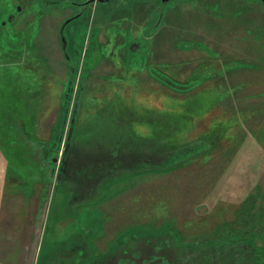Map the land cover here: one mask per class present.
<instances>
[{"label": "rangeland", "instance_id": "obj_1", "mask_svg": "<svg viewBox=\"0 0 264 264\" xmlns=\"http://www.w3.org/2000/svg\"><path fill=\"white\" fill-rule=\"evenodd\" d=\"M72 1L0 0V264H264V6Z\"/></svg>", "mask_w": 264, "mask_h": 264}, {"label": "crops", "instance_id": "obj_2", "mask_svg": "<svg viewBox=\"0 0 264 264\" xmlns=\"http://www.w3.org/2000/svg\"><path fill=\"white\" fill-rule=\"evenodd\" d=\"M68 11V9L66 10V12ZM64 19V18H63ZM63 19L61 20V21H63ZM60 24H61V22H60ZM59 24V25H60ZM60 34H62V32H61V29H60ZM61 48H62V51H60V44L58 43V45H57V50H58V52H59V57L56 59V62H55V67H57V65H56V63H59L60 61L63 63V61H64V59L61 57V55H62V53H63V51L65 50V45L63 46L62 44H61ZM62 56H64V54L62 55ZM52 61H53V59H52ZM67 63V62H66ZM54 66H49V68H52V71H50V74L48 75V78L50 77V79L48 80V83L49 82H51L52 81V78H53V72H55L56 74H58L61 78H64V76H65V71H64V68H67V64L66 65H64L62 68H63V72L62 73H58V70H57V68H55ZM60 78V79H61ZM38 96L36 97V101H34V97H32V100L30 101V103H29V110L28 111H26V112H23L22 113V115H23V120H24V122H23V120H21L20 118V120L23 122L22 123V131H24L22 134H23V136H26V137H29L30 139H31V137L30 136H33L34 135V137L36 138V139H38V137L37 136H39V135H37V134H39L40 133V129H38L37 130V127H38V125H39V123H38V118H40L38 115H39V111L38 110H36L35 112H37L36 114H37V117L36 118H33L32 119V122L29 124V121L31 120L30 119V117H33V114H32V112H30V110L33 108V104H37V103H39L38 102ZM18 102L16 101V104H17ZM44 113H46V112H44ZM20 117V116H19ZM0 118H1V116H0ZM28 129V131H30V136H29V132L26 130V128ZM1 129H2V131H3V133H6L7 132V127H6V130H5V128L1 125ZM36 130H37V132H36ZM6 131V132H5ZM37 133V134H36ZM4 136L6 137V138H10L9 136V134H4ZM4 136H1V137H4ZM32 140V139H31ZM7 146H9L10 147V149H11V151L12 152H16V151H18V150H20V149H18L15 145H7ZM22 151V150H21ZM17 157H18V155H17ZM33 166V165H32ZM31 166V167H32ZM40 182H43V179L42 178H40V180L37 182V184L36 185H38L39 186V183ZM37 191H38V189H37ZM31 192V191H30ZM23 196H22V199H21V197H18V196H14V198L12 197V201H14V200H17L18 198L19 199H21L20 201H22V200H24V197H26V195L25 194H22ZM7 201H11V199L9 200V198L7 199ZM11 201V202H12ZM11 202H6V205H5V211H6V214L5 215H7V214H13L14 212H16V210L18 209V208H20V207H18L16 204H13V203H11ZM30 205V204H29ZM37 213V212H36ZM4 215V216H5ZM7 218L9 219L8 220V222L10 223V224H13L14 222L11 220V216L10 215H8L7 216ZM31 221H32V219H31ZM27 230H26V233L25 234H23L22 236H18V238H15L16 240H18V241H20V240H22V241H26L28 244L27 245H21V248H26V249H29L31 246H29V245H31L32 244V241H33V236L31 235V237H29L28 238V236L30 235V228H26ZM36 232V231H35ZM4 238H5V234H4ZM6 240L8 239V240H11L12 242H15L16 240L14 239V236H7L6 238H5ZM31 242V243H30ZM14 248V246L12 245V247H11V249H13ZM29 254V253H28ZM27 258H29V257H27ZM19 262V261H18ZM18 264V263H17ZM23 264H28L27 262H24L23 261Z\"/></svg>", "mask_w": 264, "mask_h": 264}, {"label": "flooded vegetation", "instance_id": "obj_3", "mask_svg": "<svg viewBox=\"0 0 264 264\" xmlns=\"http://www.w3.org/2000/svg\"><path fill=\"white\" fill-rule=\"evenodd\" d=\"M260 1V0H259ZM113 2H114V0H81V1H79V2H77V1H72L71 2V4L73 5V6H78V5H81L83 8H87L88 6H94V5H97V4H107L108 5V7L106 8V10H111L112 8H113V6H112V4H113ZM260 4L262 5V6H264V4L260 1ZM17 11H20V7H18L17 8ZM74 14V13H73ZM70 14V15H68V16H66L64 19H63V21L61 22V32H63V30H64V28H65V26H66V24L69 22V21H71L72 19H74V18H76V17H78L79 16V13L78 14ZM12 16L13 15H11L10 17L12 18ZM71 40H73V36H72V34H71ZM63 39H64V37H63V34H62V37H61V40L63 41ZM64 42V41H63ZM64 45L66 46V43L64 42ZM66 61L68 62V55L66 56ZM69 67H71V66H67V68H69ZM12 128V127H11ZM15 128V129H14ZM14 128H12V130H15V131H17V128H16V125L14 124ZM21 134L23 133L22 131L20 132ZM20 133H19V135L17 136V137H19L20 136ZM24 140H25V142L28 144V140L25 138V136H23L22 137ZM16 142H18V141H16ZM30 147H32L31 145H29ZM33 148V147H32ZM37 147H34V149H36ZM23 151H24V153L26 152V151H28V147H22L21 148ZM50 151H48L47 153H44L43 152V155L41 156L40 155V158H42L43 160H42V163L43 164H45V165H43V166H46L47 168H48V165L50 164V161H49V158L47 157V154L49 153ZM55 157V156H54ZM58 158H54L53 159V162H54V169L49 173V175H52V172H55V164H56V160H57ZM42 167V166H41Z\"/></svg>", "mask_w": 264, "mask_h": 264}, {"label": "water", "instance_id": "obj_4", "mask_svg": "<svg viewBox=\"0 0 264 264\" xmlns=\"http://www.w3.org/2000/svg\"><path fill=\"white\" fill-rule=\"evenodd\" d=\"M162 1H167V0H162ZM264 4V0H260Z\"/></svg>", "mask_w": 264, "mask_h": 264}, {"label": "trees", "instance_id": "obj_5", "mask_svg": "<svg viewBox=\"0 0 264 264\" xmlns=\"http://www.w3.org/2000/svg\"><path fill=\"white\" fill-rule=\"evenodd\" d=\"M7 127H8V125H7ZM23 128V127H22ZM116 155H117V153H116Z\"/></svg>", "mask_w": 264, "mask_h": 264}]
</instances>
